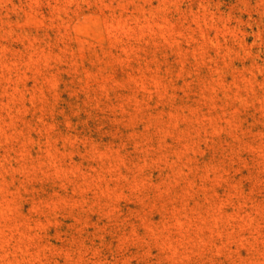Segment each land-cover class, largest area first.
<instances>
[{
  "label": "rangeland",
  "instance_id": "374dc122",
  "mask_svg": "<svg viewBox=\"0 0 264 264\" xmlns=\"http://www.w3.org/2000/svg\"><path fill=\"white\" fill-rule=\"evenodd\" d=\"M0 264H264V0H0Z\"/></svg>",
  "mask_w": 264,
  "mask_h": 264
}]
</instances>
